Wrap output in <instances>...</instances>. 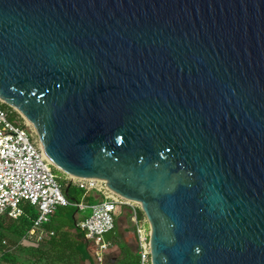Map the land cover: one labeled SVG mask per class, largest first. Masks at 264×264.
<instances>
[{
	"label": "water",
	"instance_id": "95a60500",
	"mask_svg": "<svg viewBox=\"0 0 264 264\" xmlns=\"http://www.w3.org/2000/svg\"><path fill=\"white\" fill-rule=\"evenodd\" d=\"M0 103L151 264H264V0H0Z\"/></svg>",
	"mask_w": 264,
	"mask_h": 264
},
{
	"label": "built area",
	"instance_id": "2783aa9c",
	"mask_svg": "<svg viewBox=\"0 0 264 264\" xmlns=\"http://www.w3.org/2000/svg\"><path fill=\"white\" fill-rule=\"evenodd\" d=\"M9 115L0 109V218L17 220L24 214L25 206H29L37 212V218L25 238L42 242L54 235L45 227L58 207L76 206L80 210L87 207L72 203L65 196L33 127L26 121L14 123ZM66 180L77 188L97 191L102 197L89 206L91 215L79 224L86 238L96 246L97 264L105 262V252L110 247L105 235L115 229L116 216L122 207L130 209L140 264H151L150 228L145 216L140 217L139 204L115 194L103 181L71 176H66Z\"/></svg>",
	"mask_w": 264,
	"mask_h": 264
},
{
	"label": "trees",
	"instance_id": "16d2710c",
	"mask_svg": "<svg viewBox=\"0 0 264 264\" xmlns=\"http://www.w3.org/2000/svg\"><path fill=\"white\" fill-rule=\"evenodd\" d=\"M5 104L0 103V109L9 112ZM13 115L14 120L9 118L14 123H21V116L13 109L9 112ZM62 186L65 190L69 188L68 195L65 196L72 203L90 205L94 203L91 196L93 190L80 189L82 191L81 197L77 200L72 198L70 194L71 186ZM62 208H72L70 214H66V218L59 222L55 215L53 220L47 225V229L52 230L54 235L49 236L43 242L38 244L26 242L20 246V242L28 235L32 229L34 221L37 218V212L25 206L24 214L17 220L9 217L0 218V249L3 252L2 264H97L95 259L96 246L93 242L86 238V234L81 230L79 224L82 220L77 216L81 210L76 206H68ZM140 217H143L140 211ZM55 219V220H54ZM6 241L7 245L3 244ZM110 243V242H109ZM116 246L121 252L117 254V258H111L109 261L107 254ZM104 264H140L139 255L136 247L127 246L119 247L118 242H111L109 249L105 252Z\"/></svg>",
	"mask_w": 264,
	"mask_h": 264
},
{
	"label": "crops",
	"instance_id": "0c3cea01",
	"mask_svg": "<svg viewBox=\"0 0 264 264\" xmlns=\"http://www.w3.org/2000/svg\"><path fill=\"white\" fill-rule=\"evenodd\" d=\"M91 196L93 197L94 203L90 204V205H86V209L90 210L89 206L101 201V195L95 191L92 192ZM85 205V203H84ZM85 209V210H86ZM85 210H81V212H84ZM80 219H85L86 216H81L80 214L77 216ZM53 216L51 218V220H53ZM55 220V219H54ZM49 224V223H48ZM47 224V225H48ZM47 225H46V230L47 231H52L47 229ZM115 237L114 238H105V240L109 243L111 242H118L119 247H121V249L123 247H127V246H133L136 247V232H135V228L134 225L131 221V213H130V209L127 207H122L118 210L117 216H116V223H115ZM49 237V236H48ZM47 237V239H48ZM45 241V240H44ZM5 242V243H4ZM26 242L29 243H34V244H38L39 242H36L35 240H29L24 238L21 242H20V246ZM43 242V241H42ZM109 243V244H110ZM4 245H7L6 241H3ZM114 250L118 251V254L121 252L119 249L116 248V246H114ZM2 260H3V252L0 249V264H2ZM89 264V263H86Z\"/></svg>",
	"mask_w": 264,
	"mask_h": 264
},
{
	"label": "rangeland",
	"instance_id": "374dc122",
	"mask_svg": "<svg viewBox=\"0 0 264 264\" xmlns=\"http://www.w3.org/2000/svg\"><path fill=\"white\" fill-rule=\"evenodd\" d=\"M4 106L9 112L12 109V108H10L7 105H4ZM10 118L12 120H14L15 117H13V115H10ZM22 121H24V120L22 119ZM54 172H55V175L57 177V180H58L59 184L62 185V186L66 185V187H67L68 184H67V180H66V174H64L63 172H61V171H59L57 169H54ZM70 194H71L72 198H74V199L76 198L78 200L81 197V195H82V191L78 190L77 187H75V186H71ZM72 211H74L72 208H66L65 209V208H62V207H58L57 210L55 211L54 215H55V218L59 222H61L62 220H64L66 218V214L67 213L70 214ZM80 215L81 216L84 215V216L88 217V216L91 215V210H89V209L87 210L86 209L84 212H80ZM114 237H115V230H113L110 233L105 235V238H114ZM117 254H118V251H115L114 249L111 250L110 253L107 254V256L109 257V258H107V260L109 261L111 258H117V256H118Z\"/></svg>",
	"mask_w": 264,
	"mask_h": 264
},
{
	"label": "clouds",
	"instance_id": "9594fccd",
	"mask_svg": "<svg viewBox=\"0 0 264 264\" xmlns=\"http://www.w3.org/2000/svg\"><path fill=\"white\" fill-rule=\"evenodd\" d=\"M198 251V250H197Z\"/></svg>",
	"mask_w": 264,
	"mask_h": 264
}]
</instances>
